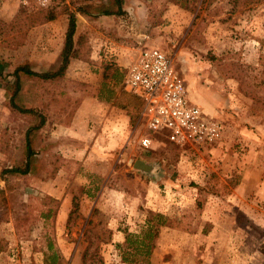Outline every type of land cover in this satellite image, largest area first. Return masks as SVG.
<instances>
[{
    "label": "rangeland",
    "instance_id": "obj_1",
    "mask_svg": "<svg viewBox=\"0 0 264 264\" xmlns=\"http://www.w3.org/2000/svg\"><path fill=\"white\" fill-rule=\"evenodd\" d=\"M113 2L0 0V88L7 108L0 111V264H46L48 238L63 264H127L119 245L129 233L143 236L150 212L183 223V229H161L150 264H264V0H124L119 15L77 12L80 5ZM65 3L77 12L74 39L77 45L81 37L82 55L70 60L63 77L22 76V101L46 121L31 135L36 155L29 173L5 174L22 162L26 131L40 122L13 108L6 85L15 84L14 70L22 64L56 71L69 22L63 14L29 27L22 10L60 11ZM151 46L170 56L190 100L221 122V141L184 152L151 134L158 141L143 149L139 139L150 134L144 106L133 118L124 109L134 140L118 149L100 148L88 159V140L71 130L85 158L68 160V174L57 180L65 186L62 199L54 197L50 179L65 159L56 151L52 159L39 156L52 142L47 128L73 118L79 91L101 89V97L126 91L133 57ZM74 60L84 63L70 69ZM138 161L152 167L140 169Z\"/></svg>",
    "mask_w": 264,
    "mask_h": 264
},
{
    "label": "built area",
    "instance_id": "obj_2",
    "mask_svg": "<svg viewBox=\"0 0 264 264\" xmlns=\"http://www.w3.org/2000/svg\"><path fill=\"white\" fill-rule=\"evenodd\" d=\"M123 86L144 103L150 134L139 139L143 149L158 141L151 134L160 135L184 152L210 150L221 141V122L190 100L184 79L161 48L141 49L129 65Z\"/></svg>",
    "mask_w": 264,
    "mask_h": 264
},
{
    "label": "trees",
    "instance_id": "obj_3",
    "mask_svg": "<svg viewBox=\"0 0 264 264\" xmlns=\"http://www.w3.org/2000/svg\"><path fill=\"white\" fill-rule=\"evenodd\" d=\"M124 0H114L111 6L99 5L92 7L90 5L78 6L77 12L80 14H85L93 17L100 15H119L124 13L123 9ZM116 6L117 9L113 11V7ZM77 12L71 9L69 4H64L60 11H56L55 7H49L47 9L41 6L25 7L22 10L21 17L24 24L29 27L44 24L49 21L57 19L59 16L66 14L68 16V27L65 34L64 47L61 52L62 63L56 71L48 72H38L33 70L28 64H22L16 67L14 70V77L16 78L15 84L12 86L11 83L6 85V89L12 90L11 93V104L15 110L20 113L32 115L35 118H39L40 122L37 125L30 127L25 134L23 155L24 158L20 164L17 166L7 168L3 170V173H14V174H27L31 170V163L36 155L35 150L32 147L31 135L34 131H37L45 124L46 118L40 115L38 111L33 108L26 107L23 99V78L30 79H42V80H54L59 77H63L67 67L72 58L81 57V37L77 41V45L74 39L76 29H77ZM113 77H115L112 74ZM116 105L119 108L125 109L131 118L136 117L144 105L143 100L133 95L129 92L121 90L116 98ZM136 113L133 114L132 112ZM197 204V203H196ZM200 202H198V207H200ZM75 210L78 209L79 205L74 202ZM164 226H169L176 229H183V223H174L169 220V218L160 212H150L147 218V226L144 229L143 236L133 235L131 233L127 234L125 239V244L119 245L121 248L122 260L124 263L132 264L133 262L141 261L145 264H150V257L156 248V242L160 235L161 229ZM47 248L45 250L46 254V264H63L62 255L59 250L55 247V244L51 238H48ZM140 257V258H139Z\"/></svg>",
    "mask_w": 264,
    "mask_h": 264
},
{
    "label": "crops",
    "instance_id": "obj_4",
    "mask_svg": "<svg viewBox=\"0 0 264 264\" xmlns=\"http://www.w3.org/2000/svg\"><path fill=\"white\" fill-rule=\"evenodd\" d=\"M81 63L84 62L81 60H74L69 68L71 69L74 66L81 67ZM76 73L79 74L80 72ZM4 93L5 89L1 87L0 111L3 109L7 110L5 107L6 103L4 102L5 99L3 100L2 98L1 100V96L5 97ZM101 94V89L98 92L79 91L80 101L78 105L74 107L75 113L73 118H64V120L58 121L47 128L49 140L52 142H50L48 152L47 150L42 151L43 153L40 152L39 156H42L44 159L50 158L54 155V151H56V153H60L59 155L62 154V157L65 159V165H61L62 167H60L61 169L57 172L56 178L50 179L53 185L51 194L58 199H62L65 186L64 189H62V185L59 184L57 180L63 173L68 174L66 170L68 160L73 158H85V156H78L83 153V147L81 146L82 142L80 140H70L69 134L72 129L76 130V135L83 133L88 140V159H91L93 152L98 151L100 148H103L104 151H111L113 149H118L127 139H129V143H132L134 140V137H131L128 129L129 116L127 112L116 105V98L119 91H114L106 97H101ZM70 143H72V145ZM92 171L99 174L105 173L101 168H95L92 169ZM115 236L118 242L123 241V233L121 231H118Z\"/></svg>",
    "mask_w": 264,
    "mask_h": 264
},
{
    "label": "water",
    "instance_id": "obj_5",
    "mask_svg": "<svg viewBox=\"0 0 264 264\" xmlns=\"http://www.w3.org/2000/svg\"><path fill=\"white\" fill-rule=\"evenodd\" d=\"M137 165H138L137 166L138 168L143 169V170H150V168L152 167L150 165L145 164L143 161H138Z\"/></svg>",
    "mask_w": 264,
    "mask_h": 264
}]
</instances>
